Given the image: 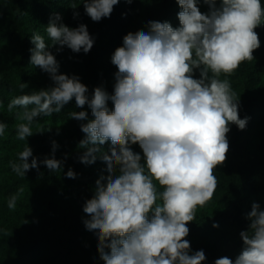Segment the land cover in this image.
Instances as JSON below:
<instances>
[{
    "label": "clouds",
    "instance_id": "obj_1",
    "mask_svg": "<svg viewBox=\"0 0 264 264\" xmlns=\"http://www.w3.org/2000/svg\"><path fill=\"white\" fill-rule=\"evenodd\" d=\"M176 2L182 9L179 27L149 21L147 31L123 37V46L111 57L118 69L112 95L96 87L89 99L88 88L78 77L58 74L55 56L44 38L34 34L30 62L48 73L55 86L21 95L7 105L9 112L23 109L17 113L26 121L18 125L20 140L33 135L34 120L59 113L73 98L78 108L87 104L91 109V120L86 111L69 115L87 121L80 125L86 134L79 142L86 149L80 162L93 164L99 154L107 166V175L96 181L95 195L83 207L89 217L83 223L95 232L104 264H203V250L189 254L187 224L218 187L214 170L227 159L230 125L243 130L248 122V117L239 116L230 82L219 77L254 59L253 52L260 47L255 29L264 23V5L261 0H219L217 6V0H203L209 12L202 13L197 0ZM118 3L83 2L94 22L110 17ZM61 20L57 13L46 27L52 44L87 54L94 44L87 26L73 29ZM195 69L201 70L198 79ZM27 87L21 84V89ZM109 100L114 105L111 111ZM6 127L0 122V135ZM109 141L108 152H102L101 146ZM136 144L143 152V163L142 156L132 150ZM57 148L53 141L52 157L38 161L27 146L19 153L20 162L11 164L12 170L25 176L42 163L53 172L60 171L63 162L55 159ZM66 176L74 179L76 173L69 169ZM16 200L15 195L9 199V209L16 207ZM247 219L251 234L249 230L240 233L239 255L234 261L218 258L214 264H264V210L258 203L252 204Z\"/></svg>",
    "mask_w": 264,
    "mask_h": 264
},
{
    "label": "trees",
    "instance_id": "obj_2",
    "mask_svg": "<svg viewBox=\"0 0 264 264\" xmlns=\"http://www.w3.org/2000/svg\"><path fill=\"white\" fill-rule=\"evenodd\" d=\"M76 1L0 0V44L13 50L16 49L19 57L24 61L27 60L31 54L30 49L35 47L31 43L34 33L30 31L29 27L50 22V19L57 13L62 17L65 9ZM142 1L149 7L144 15L145 31L148 30L149 21L169 22L174 26L180 25L178 13L182 9L176 0ZM201 2L202 0H197V6ZM261 3L264 5V0H261ZM174 7L178 8L174 9ZM122 22L123 18L120 13L113 10L110 17L101 19L97 31L89 33L94 40L92 49L87 53L91 60L87 72L91 78L95 73L93 65H102L109 52L108 47L101 40V33L112 26L123 24ZM259 30H261L259 27L255 29L260 41ZM259 49L260 47L253 52V57L259 52ZM238 70L246 87L253 93V90L261 82L260 73L254 61H244ZM114 84L115 80L104 89L109 95L114 94ZM87 88L86 95L91 99L96 87ZM35 91L39 90L31 87L21 89V84L12 79L10 68L3 60L0 50V109L2 105L10 103L13 99L21 95L32 94ZM238 105L240 118L248 117L247 125L243 130H240L235 124L231 125V130L227 134L230 158L223 168L218 165L214 170L218 187L211 200L218 199L222 207L213 216L207 214L195 216V220L187 224L190 232L185 239L190 242V245L196 246V251H204L206 256L204 262L210 260V246L198 242L199 240H212L217 235H220L221 238L226 237L222 241L223 247L237 248L239 253L241 252L243 241L240 233L249 230L250 221L247 219L245 211L235 204V201L240 198L241 194H256L262 190L264 155L253 156L249 153L245 142H248L247 135L254 132L257 122L264 117V99L258 101L255 94H250L245 101ZM107 106L110 111L114 108L111 100L108 101ZM80 111L88 113V120L94 119L88 105L78 108L74 98L64 105L59 113H53L51 116L41 115L38 118L61 120L70 117L71 112ZM72 120L74 123L69 136L71 140H75L76 144L71 157L73 163L71 170L76 173V176L74 179L66 177L65 181L76 194L80 205L84 207L86 201L95 195L92 188L96 186V181L100 177L95 171L85 169L84 164L80 162V157L86 151L79 147V142L86 135L81 131L80 125L87 121H79L74 118ZM0 122L7 125L3 135H0V152L16 148L23 142L18 138V127L12 120L3 117L1 113ZM39 140L41 141L39 142ZM53 141L52 136L46 132L42 133V137L36 139L41 149L49 148ZM19 162L18 157L17 163ZM29 163H31L30 158ZM26 173L34 176L38 184L45 185L49 179L52 182L58 181L57 173L49 170L46 166H39L38 170L31 169ZM23 184L22 176H14L3 186V191L12 196L21 189ZM162 191L163 189L158 190V192ZM157 203H162V200H158ZM42 205L43 202L39 199V194L33 192L29 197L28 207L31 211H37ZM214 225L218 226L214 227ZM249 234H251V230H249ZM105 251L107 252L109 249H105ZM44 261L48 264H104L98 252V240L95 232H86L83 223L78 219H67L61 224V228L49 232L43 231L42 227L32 220L15 219L12 215L5 216V223L0 219V264H39Z\"/></svg>",
    "mask_w": 264,
    "mask_h": 264
},
{
    "label": "rangeland",
    "instance_id": "obj_3",
    "mask_svg": "<svg viewBox=\"0 0 264 264\" xmlns=\"http://www.w3.org/2000/svg\"><path fill=\"white\" fill-rule=\"evenodd\" d=\"M83 2L84 0H77L73 5L67 7L60 22L73 29L83 24L87 26L89 33H94L99 29L101 20L99 22H94L86 14ZM217 6H219V0H217ZM198 7L202 13L209 12V6L203 3V0ZM175 8L178 7H174V9ZM113 10L120 13L123 18V24L112 26L104 33H101V40L103 44L108 47L109 52L102 65H93L95 69L93 78H91L87 72L88 65L91 62L88 58V54H85L83 50L79 53H75L67 46H64L61 49L59 45L52 44L46 31L49 22L31 25L29 29L34 34H39L44 38L46 45H48L47 50L55 56L59 64L58 74H65L69 77L76 76L81 83L89 88L102 87L105 89L107 85L115 80V73L118 71L116 66L111 62L112 55L118 47L123 46V37L125 35L129 32L135 33L144 30V15L149 10V7L142 0H132L131 3H128L127 0H119V3L113 7ZM172 26L177 28L180 25ZM258 27L261 28V30H259L261 46L259 52L254 56L253 61L260 73L261 82L253 90V93L246 87V83L238 69L231 75L226 76L221 74L219 77L221 80L227 79L230 82L232 90L238 98V103L245 101L250 94H255V96L258 97V101L264 99V23ZM58 49L60 50L58 51ZM0 50L3 54V60L10 68L11 77L16 83H25L28 87L37 90H48L55 86L48 73L42 71L38 66L31 64L30 57L32 53L27 60L24 61L19 57L16 49L13 50L0 44ZM200 71V69L194 70V78H200ZM209 76H211V73H209ZM8 104L9 103L1 106V115L12 120L17 127L21 123H26V121L19 119L17 116V113L22 112L23 110L16 108L9 112L7 109ZM73 123L71 117H66L61 120H41L37 118L30 125L33 132L32 136L25 138L16 148L0 152V219L2 222L5 223V216L12 215L15 219L32 220L39 224L43 231L49 232L61 228V224L67 219H78L83 223L85 219L89 218L88 215L84 213L83 206L80 205L76 194L65 181L67 177L66 173L71 169V165H73L71 157L76 144L75 140H71L69 136ZM43 132L49 133L58 145L54 155H56L57 160L63 162L61 170L56 172L58 181L55 180L52 182L49 179L45 185H42L38 184L34 176L26 173L25 176H22L24 179L23 186L17 193L12 195L17 197L16 207L14 209H9L8 201L12 196L4 193L3 186L14 176H20L15 173L11 167L12 163H17L19 153L28 146L32 149L33 156L38 158V161L44 160L45 157L51 158L53 155L52 145H49V148L41 149L39 148V143L36 142L38 137H42ZM247 138L248 142H245V145L247 146L249 153L258 157L264 155V117L257 122L254 132L249 133ZM41 140H39V142ZM110 146V141L101 146L102 152H108ZM131 147L134 152L139 153L142 156L143 163V152L139 145H131ZM97 157V160L93 164L86 165L83 163L84 168L88 171H95L99 177H101V175L106 176V163L99 158V154H97ZM229 158L230 154L227 152L225 163L219 165V167L223 168ZM30 159L32 158L30 157ZM39 166L45 165L41 163ZM261 183L262 190L259 193H244L235 201V204L239 205L245 211L246 215L251 211L253 203H258L261 210H264V177ZM156 186L157 190L163 189L158 183ZM95 189L96 186H93L92 191L94 193ZM33 192H37L39 194V199L43 202L42 207L37 211H31L28 207V200ZM221 207L222 204L218 199L211 200L203 207L198 206L195 216L203 214L213 216ZM85 230L86 232H89L86 227ZM225 238L226 237L221 238L220 235H217V237H213L212 240H199L198 243L208 244L211 250L210 260L203 262V264H214V261L221 257H229L233 261L235 260L239 251L237 248L228 249L223 247L222 241ZM195 248L196 246L191 245L189 252L190 255L196 252ZM39 264L48 263L44 261Z\"/></svg>",
    "mask_w": 264,
    "mask_h": 264
}]
</instances>
